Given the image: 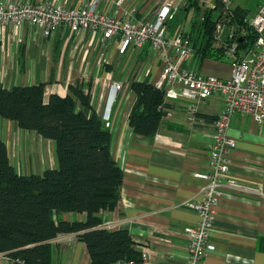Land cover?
Returning <instances> with one entry per match:
<instances>
[{
    "label": "crops",
    "instance_id": "obj_1",
    "mask_svg": "<svg viewBox=\"0 0 264 264\" xmlns=\"http://www.w3.org/2000/svg\"><path fill=\"white\" fill-rule=\"evenodd\" d=\"M5 1H41L65 7L88 6L94 2L0 0ZM162 1L125 0L122 14L131 11L132 22H151ZM234 5V8L244 9L235 2ZM95 9L113 15L116 7L112 0H98ZM190 12L184 14L185 21ZM178 15L170 24L171 36L193 31L191 26L190 29L185 27L184 21L181 24V15L179 18ZM196 34L192 33L191 38ZM187 67L200 75L223 79L232 73L229 62L215 60H204L199 67L193 59ZM161 74L162 62L148 46H128L123 50L117 38L102 42L91 31L72 35L60 28L45 37L42 29L30 24L22 28L0 27V84L3 87L11 89L43 83L48 98L52 94L66 97L71 86L79 85L90 95V106L102 121L109 117L113 132L112 154L124 171V182L117 208L103 213L104 225L110 230L129 231L138 249L147 255V264H186L189 239L185 229L200 220L199 214L186 203L200 202L203 198L207 180L199 176L210 173L208 158L214 120L223 110L224 101L214 96L201 104L198 121L194 124L186 121V102L174 101L171 114L163 119L154 138L135 135L128 122L134 100L131 82L154 84ZM120 82L123 88L118 92L115 84ZM90 108L86 109L87 114ZM0 131L4 134L0 136L7 145L11 163L17 162L13 166L18 173L42 174L57 167L53 141L24 131L15 122L1 117ZM230 136L237 140L231 177L257 192L244 193L224 187L211 238L215 250L203 262L264 264V195L258 193H264V122L235 115ZM26 142L29 144L25 148ZM63 216L70 221H83L86 217L78 213ZM52 244V264H91L85 243L75 234L59 235ZM0 264H11V261L0 253Z\"/></svg>",
    "mask_w": 264,
    "mask_h": 264
},
{
    "label": "trees",
    "instance_id": "obj_2",
    "mask_svg": "<svg viewBox=\"0 0 264 264\" xmlns=\"http://www.w3.org/2000/svg\"><path fill=\"white\" fill-rule=\"evenodd\" d=\"M189 2L180 12L195 7L196 16L203 13L201 22H191L192 32H183L190 38L197 33L191 40L199 67L204 60L227 62L224 44L216 38L219 23L236 26L239 48L255 41L246 23L247 10L235 8L228 20L218 2L213 11H203L199 0ZM130 89L134 100L129 126L135 135L154 138L173 103L166 102L164 91L149 81L133 80ZM45 93L43 83L11 89L0 84V117L53 141L57 158V167L42 174L18 173L0 136V253L14 264H52V241L59 235L75 234L85 243L91 264L139 261L142 252L129 231L104 225L103 213L117 208L124 182V171L112 154V129L92 109L90 95L79 85L71 86L66 97L52 94L46 98ZM69 213L86 217L70 221L63 216Z\"/></svg>",
    "mask_w": 264,
    "mask_h": 264
},
{
    "label": "built area",
    "instance_id": "obj_3",
    "mask_svg": "<svg viewBox=\"0 0 264 264\" xmlns=\"http://www.w3.org/2000/svg\"><path fill=\"white\" fill-rule=\"evenodd\" d=\"M125 0H112L116 7L114 14L102 13L95 9L98 0L88 6L65 7L47 2L14 1L0 2V27L9 25L22 28L26 24L39 27L45 37L52 36L62 28L74 35L81 31H91L102 42L117 38L124 50L128 46L142 48L148 46L162 62V74L153 85L163 90L166 102L184 101L186 121H198L199 106L214 96H220L224 108L214 120V133L209 152L210 173L199 176L207 180L200 202L189 201L186 206L195 210L199 222L185 229L189 239L186 264H204L203 260L215 247L211 244L217 207L228 186L240 192L256 193L252 187L241 184L231 177L232 156L237 149V140L230 136V125L235 115L250 116L256 122H264V4L251 18L246 19L249 29L254 32L255 41L244 49L239 48L237 29L219 23L216 30L218 42L224 44L223 56L232 67L229 78L203 76L187 63L194 59V41L183 33L169 35V24L176 15L188 6L189 0H163L156 17L151 22H132V12H124ZM204 9L216 10L217 2L224 7V16L230 20L234 16V0H199ZM229 28L228 41H222L225 28ZM242 35L246 34L244 30ZM240 40H243L242 37ZM120 82L115 84L119 92ZM171 114V113H170ZM168 114L167 116H169ZM166 116V117H167ZM165 117V118H166ZM106 127H110L109 117H105ZM264 195L263 192H258ZM14 264V260H10ZM148 257L141 254L139 261H119L115 264H147Z\"/></svg>",
    "mask_w": 264,
    "mask_h": 264
},
{
    "label": "rangeland",
    "instance_id": "obj_4",
    "mask_svg": "<svg viewBox=\"0 0 264 264\" xmlns=\"http://www.w3.org/2000/svg\"><path fill=\"white\" fill-rule=\"evenodd\" d=\"M185 1L186 0H184L183 2H180V4H181V7H183L184 5H185ZM234 2H235V4L237 5V6H240V7H242V8H244L245 10H247L248 11V13H249V17H247V18H250V17H252V15L254 14V13H256L258 10H259V8L264 4V0H234ZM234 2H233V4H232V6L233 7H235V5H234ZM190 3V2H189ZM189 3H188V5H189ZM199 3L201 4V1H199ZM194 6H196L197 7V5H194ZM202 7V10L204 11L205 9V6H201ZM190 9H191V11L193 10V12L195 13V14H193L192 12H190V15H189V17H188V20L187 21H185L184 20V18H185V15L184 14H187L189 11H190ZM189 9V11L188 10H185L184 12H182V13H180V11H179V14L181 15V17H180V15H178L177 17L179 18L180 17V21H181V24H182V21H184V24L186 25L185 27H187V29H190V26H191V22L192 21H199V22H201L202 21V14H201V16H196V15H198L199 13L197 12V10H196V8L194 7V8H190ZM218 15V13L216 12V11H214L213 12V17L214 18H216V16ZM255 15V14H254ZM246 18V19H247ZM180 24V23H179ZM178 24V25H179ZM236 27V26H235ZM186 29V30H187ZM188 31V30H187ZM0 135L1 136H4V134H3V132H1L0 131ZM31 143V142H30ZM29 143H25V148L27 147V145H28ZM13 162V164L14 165H17V162L15 161V160H13L12 161ZM18 169V168H17ZM19 170V169H18Z\"/></svg>",
    "mask_w": 264,
    "mask_h": 264
},
{
    "label": "water",
    "instance_id": "obj_5",
    "mask_svg": "<svg viewBox=\"0 0 264 264\" xmlns=\"http://www.w3.org/2000/svg\"><path fill=\"white\" fill-rule=\"evenodd\" d=\"M229 34H230V30L227 27V28L224 29V32H223V34L221 36L223 42L226 43L228 41Z\"/></svg>",
    "mask_w": 264,
    "mask_h": 264
}]
</instances>
